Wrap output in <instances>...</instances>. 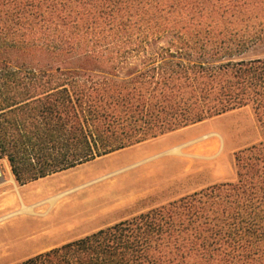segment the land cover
Listing matches in <instances>:
<instances>
[{
  "label": "trees",
  "instance_id": "1",
  "mask_svg": "<svg viewBox=\"0 0 264 264\" xmlns=\"http://www.w3.org/2000/svg\"><path fill=\"white\" fill-rule=\"evenodd\" d=\"M164 43L148 52L149 46ZM264 0H0V161L25 185L249 107L214 184L18 264H264Z\"/></svg>",
  "mask_w": 264,
  "mask_h": 264
},
{
  "label": "rangeland",
  "instance_id": "2",
  "mask_svg": "<svg viewBox=\"0 0 264 264\" xmlns=\"http://www.w3.org/2000/svg\"><path fill=\"white\" fill-rule=\"evenodd\" d=\"M163 45H151L147 51ZM258 58H264V43L236 59ZM211 133L221 141L200 140ZM260 140L252 110L243 107L25 185L14 180L6 160H1L0 219L22 205L35 208L32 215L0 221V264L21 263L211 185L233 183L235 154ZM186 144V156L167 153ZM74 172L87 177L54 192L38 187L43 180ZM58 195L62 197L52 206L44 203Z\"/></svg>",
  "mask_w": 264,
  "mask_h": 264
},
{
  "label": "bare ground",
  "instance_id": "3",
  "mask_svg": "<svg viewBox=\"0 0 264 264\" xmlns=\"http://www.w3.org/2000/svg\"><path fill=\"white\" fill-rule=\"evenodd\" d=\"M211 137H215L221 141V138L217 133H211V134L205 135L202 138H200V140L209 139ZM187 146H188L187 144L175 146V147L169 149L167 151V153L172 154V155H176V156H186V154L183 152V149ZM215 148H216V143L214 145L213 150H215ZM79 172H74V173L68 174V175L56 176V178H54V179L43 180L44 182H42L38 187H40L42 192H54L59 188L69 186L71 184H76V183L80 182L81 180H83L85 177H87L84 174H81ZM61 197H62V195L55 196V197L49 199L48 201H46L44 203H47L50 206H52ZM34 208L35 207H25L22 205L21 208L19 210H17L15 213H11V214L5 216L4 218L0 219V221H3L4 219L9 218L13 215H17V214L32 215Z\"/></svg>",
  "mask_w": 264,
  "mask_h": 264
},
{
  "label": "crops",
  "instance_id": "4",
  "mask_svg": "<svg viewBox=\"0 0 264 264\" xmlns=\"http://www.w3.org/2000/svg\"><path fill=\"white\" fill-rule=\"evenodd\" d=\"M227 114V113H226ZM226 114H224V115H226ZM224 115H221V116H224ZM221 116H219V117H221Z\"/></svg>",
  "mask_w": 264,
  "mask_h": 264
}]
</instances>
